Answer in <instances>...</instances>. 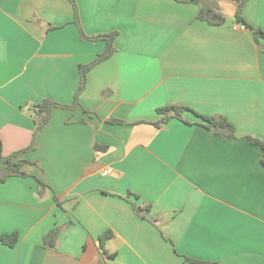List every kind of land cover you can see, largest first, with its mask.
I'll use <instances>...</instances> for the list:
<instances>
[{
    "label": "crops",
    "instance_id": "0c3cea01",
    "mask_svg": "<svg viewBox=\"0 0 264 264\" xmlns=\"http://www.w3.org/2000/svg\"><path fill=\"white\" fill-rule=\"evenodd\" d=\"M73 1L78 23L70 0H0L4 156L30 144L32 106L70 104L79 66L105 49L79 28L116 33L79 104L52 108L34 148L15 158L46 184L41 193L32 176L0 181V237L18 236L0 239V264H264L262 151L245 139L264 142V37L236 22V0H207L225 17L218 25L197 19L191 1ZM241 14L264 32V0ZM170 104L223 116L236 136L215 135L190 110L189 122L154 124Z\"/></svg>",
    "mask_w": 264,
    "mask_h": 264
},
{
    "label": "trees",
    "instance_id": "16d2710c",
    "mask_svg": "<svg viewBox=\"0 0 264 264\" xmlns=\"http://www.w3.org/2000/svg\"><path fill=\"white\" fill-rule=\"evenodd\" d=\"M70 1L73 2L74 9H75L74 22L78 23L75 3L73 0H70ZM177 1H181V2L191 1L194 3L200 4L201 7L196 15V18L206 21L209 24L218 25V24L223 23L225 20L224 15L220 13L219 11H217L212 4L207 3V0H177ZM245 1L247 0H236L237 6H236L235 13H234L235 20L238 24H241L242 26L251 30V32L253 33L256 39L263 38L264 32L262 31V29L247 23L241 14V9ZM79 33H80L81 38H84V39H89V40L104 39L106 41L105 49L101 53L97 54V56L90 63L79 66V73H80L79 85L73 95V100L70 104H62V103L55 102L51 99L45 98V99H42L37 104H34L32 106L33 111L35 113V120H34L35 127L33 131L32 140L27 147L19 151H15L8 156H4L2 155V152H1V142H0V181H3L8 176H13V175L32 176L35 178L37 182L38 193H41L42 188L46 186L45 183L37 179L35 176L30 175L21 169L23 164L26 162L24 159H21V158L15 159V158H17L23 152L32 150L34 148L36 134L48 124L50 120L52 108L54 107L75 108L79 104V96L83 92L86 86V74L88 70L92 68L94 65H96L97 63L110 57L112 53L114 52L112 41L116 34L115 32H111V33L104 34V35L86 36L84 32L82 31V29L79 28ZM186 110H190L194 112L197 116H199L203 121L198 122L197 124H200L203 127L211 130L215 135L226 138V139H232L236 136L234 125L230 123L225 117L212 116V115L210 116L201 115L191 110L188 107L177 105V104L164 105L162 107L156 108V112L160 114V118L158 121H155L154 124L156 125L163 124L171 118H178L183 121L189 122L183 116V113ZM110 121L116 122V123L121 122L120 120H114V119ZM245 139L248 143L260 147L262 151L260 161L262 165H264V142L252 136H245ZM137 210H138V213L142 217H144L145 214L149 212V206H137ZM57 232H58L57 227L51 229L49 232L46 233L44 237L45 241H48V239L50 238L54 239L57 235ZM110 235H111V232L109 231V232L102 234L99 237L100 245L104 252L106 251L103 249V244L105 240H107L110 237ZM0 239L2 243L7 244L9 246H13L18 240V236L16 232H13L10 234H2ZM185 260L187 264L204 263V261L189 258V257H185Z\"/></svg>",
    "mask_w": 264,
    "mask_h": 264
},
{
    "label": "built area",
    "instance_id": "2783aa9c",
    "mask_svg": "<svg viewBox=\"0 0 264 264\" xmlns=\"http://www.w3.org/2000/svg\"><path fill=\"white\" fill-rule=\"evenodd\" d=\"M109 172H110V169L106 168V169H104L103 174H107Z\"/></svg>",
    "mask_w": 264,
    "mask_h": 264
},
{
    "label": "water",
    "instance_id": "95a60500",
    "mask_svg": "<svg viewBox=\"0 0 264 264\" xmlns=\"http://www.w3.org/2000/svg\"><path fill=\"white\" fill-rule=\"evenodd\" d=\"M148 219H151V217L149 215L146 216Z\"/></svg>",
    "mask_w": 264,
    "mask_h": 264
}]
</instances>
